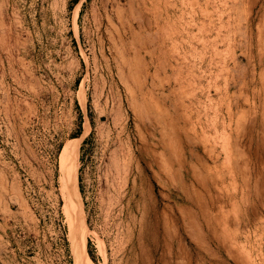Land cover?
Here are the masks:
<instances>
[{
	"label": "rangeland",
	"instance_id": "obj_1",
	"mask_svg": "<svg viewBox=\"0 0 264 264\" xmlns=\"http://www.w3.org/2000/svg\"><path fill=\"white\" fill-rule=\"evenodd\" d=\"M0 264H264V0H0Z\"/></svg>",
	"mask_w": 264,
	"mask_h": 264
},
{
	"label": "bare ground",
	"instance_id": "obj_2",
	"mask_svg": "<svg viewBox=\"0 0 264 264\" xmlns=\"http://www.w3.org/2000/svg\"><path fill=\"white\" fill-rule=\"evenodd\" d=\"M67 154V153H66ZM66 154H65V156H66ZM66 158V157H65Z\"/></svg>",
	"mask_w": 264,
	"mask_h": 264
}]
</instances>
